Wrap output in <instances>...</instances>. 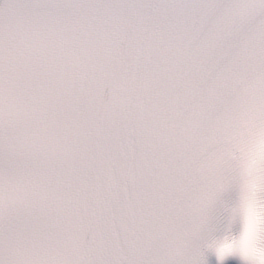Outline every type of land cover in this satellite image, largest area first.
I'll list each match as a JSON object with an SVG mask.
<instances>
[{"label":"snow or ice","instance_id":"obj_1","mask_svg":"<svg viewBox=\"0 0 264 264\" xmlns=\"http://www.w3.org/2000/svg\"><path fill=\"white\" fill-rule=\"evenodd\" d=\"M0 264H264V0H0Z\"/></svg>","mask_w":264,"mask_h":264}]
</instances>
